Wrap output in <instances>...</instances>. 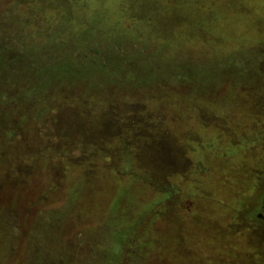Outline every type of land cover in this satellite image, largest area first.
<instances>
[{"label":"rangeland","instance_id":"obj_1","mask_svg":"<svg viewBox=\"0 0 264 264\" xmlns=\"http://www.w3.org/2000/svg\"><path fill=\"white\" fill-rule=\"evenodd\" d=\"M66 4L76 11L66 27L99 42L100 65L115 57L137 64L98 65L86 75L88 89L128 74L134 91L101 96L68 68L72 93L96 100L84 126L68 121L83 127L87 152L79 156L97 155V167L71 168L55 154L44 138L50 120L42 137L0 142V264H264V190L256 188L264 169V0H0L33 26L40 16L59 21ZM50 63L39 62L38 74L56 80L61 70ZM174 72L193 85L153 84ZM39 151L42 159L55 154L54 163L42 160L43 173L22 183L7 176L17 153L33 159ZM67 209L64 225L51 222Z\"/></svg>","mask_w":264,"mask_h":264},{"label":"trees","instance_id":"obj_2","mask_svg":"<svg viewBox=\"0 0 264 264\" xmlns=\"http://www.w3.org/2000/svg\"><path fill=\"white\" fill-rule=\"evenodd\" d=\"M60 2L65 4L68 0H60ZM75 15L76 11L68 9L66 4L63 8L62 18L59 21L57 18L50 17V22L43 24L39 22L42 19L40 16L36 18V21L38 19L36 26H33L30 21L31 17H28L29 14L28 16L24 13L18 14L13 7H6V9L0 7V142H7L11 145L16 141L29 140L28 137L31 134L42 137L44 130L41 128L46 127L44 123L50 120L53 121V125L45 133L44 138L51 142L53 152L66 160L69 159L70 162L72 161V167H69L74 168L77 165L83 169L87 167L88 163L97 167L101 162L96 158L97 155H90L94 158L83 157L84 155L79 156V153L85 154L87 152L83 142L85 140L81 137L82 132H84L83 127L78 122H69L68 119L76 118L83 125L87 108H90V104L96 103V100L83 98L82 94L78 96L77 92L79 90L75 92L76 94L72 93L73 90L70 87L72 82L69 85L67 84L68 68L71 69V72L72 69L76 71L74 77L81 79V82L78 83L82 84L85 90H90L101 96L113 94L111 90L114 88L117 90L118 87H125L128 91L130 86V91L134 90L132 88L133 82L128 74L119 73V75H123V79L118 80L116 78L111 81L108 78H102L97 80V85L91 81L92 85L88 89L90 81L86 78V75L90 70H94L95 67L100 65L97 57L100 53L98 49L102 46L95 39L83 37V35L81 37L84 29H68L66 27L72 25L71 18L73 19ZM33 18L35 17L33 16ZM56 19L58 22H51ZM64 23L65 28L63 27ZM43 59L52 62L50 64L59 66L61 70L59 78L52 80L48 79L45 73L43 76L38 74L40 69H38V63ZM119 59L115 57L108 62L109 59L104 58L100 66L106 68L113 65L117 71H123L126 68L131 71L132 68L137 67L136 61L131 58ZM64 62H68V67L64 65ZM77 71H81V74H78ZM126 77L129 80H126ZM157 81L160 83L165 81L172 84L177 82H183L187 85L188 83L192 84L188 77L177 72L168 76L160 75L156 80L154 79L153 84ZM120 84H123V86H120ZM139 87L149 88L153 85L147 86L145 83L135 85L136 89ZM72 131H76L74 136L69 135ZM52 134L60 136L57 143L50 137ZM91 146L96 147L92 144ZM32 150L35 149L32 148ZM39 154L40 158L35 155L31 159L26 155L17 153L15 161L11 162L10 165V170L13 172L7 176H10V179L14 182L19 179L22 183L26 179L28 180V176L33 173L37 175V172L39 174L43 173L40 169L42 160L48 158V163H54L52 160L53 153H50V156L43 157V159L41 152ZM53 175L52 172L49 173L48 178L50 181ZM259 177L263 178L260 179L262 184L259 183L256 188L264 190V169ZM70 199L73 200V197H70ZM261 210H263V205ZM253 212L254 210H249L251 216H254ZM67 214L69 215L68 209L60 213L55 211L49 216H51L52 223L58 222L64 225ZM257 218L260 219L258 214ZM52 231L54 232V230Z\"/></svg>","mask_w":264,"mask_h":264},{"label":"crops","instance_id":"obj_3","mask_svg":"<svg viewBox=\"0 0 264 264\" xmlns=\"http://www.w3.org/2000/svg\"><path fill=\"white\" fill-rule=\"evenodd\" d=\"M261 212H262V210L260 209V212H259V213H261ZM259 213H258V214H259ZM262 213H263V212H262ZM249 228H250V226H249ZM255 230H256V229H254V227H253V229L251 228V231H252V232H250V231H246L247 233H246V232L244 233V237L246 238V235L248 236V234H249V236H252V235L254 234ZM250 233H252V234H250ZM255 233H256V232H255ZM204 235H205V234H204ZM246 239H248V238H246ZM246 239H245V240H246Z\"/></svg>","mask_w":264,"mask_h":264},{"label":"flooded vegetation","instance_id":"obj_4","mask_svg":"<svg viewBox=\"0 0 264 264\" xmlns=\"http://www.w3.org/2000/svg\"><path fill=\"white\" fill-rule=\"evenodd\" d=\"M107 102H109V101H107ZM116 102H114L113 103V105H117V104H115ZM114 110H116L117 108H115V106H114V108H113ZM261 220H263L264 221V213H262V217H259Z\"/></svg>","mask_w":264,"mask_h":264},{"label":"water","instance_id":"obj_5","mask_svg":"<svg viewBox=\"0 0 264 264\" xmlns=\"http://www.w3.org/2000/svg\"><path fill=\"white\" fill-rule=\"evenodd\" d=\"M258 217H262V212L258 214Z\"/></svg>","mask_w":264,"mask_h":264}]
</instances>
